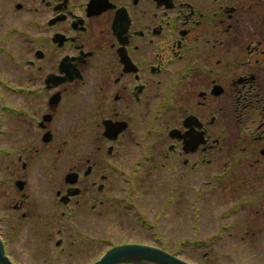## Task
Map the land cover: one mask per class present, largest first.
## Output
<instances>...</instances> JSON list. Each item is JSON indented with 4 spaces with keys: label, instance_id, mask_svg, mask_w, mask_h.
Returning <instances> with one entry per match:
<instances>
[{
    "label": "flooded vegetation",
    "instance_id": "flooded-vegetation-1",
    "mask_svg": "<svg viewBox=\"0 0 264 264\" xmlns=\"http://www.w3.org/2000/svg\"><path fill=\"white\" fill-rule=\"evenodd\" d=\"M0 101L4 221L63 226L56 264L140 168L221 163L264 221V0H0Z\"/></svg>",
    "mask_w": 264,
    "mask_h": 264
},
{
    "label": "rangeland",
    "instance_id": "rangeland-1",
    "mask_svg": "<svg viewBox=\"0 0 264 264\" xmlns=\"http://www.w3.org/2000/svg\"><path fill=\"white\" fill-rule=\"evenodd\" d=\"M139 160L141 157L129 167ZM156 163L161 167L164 161ZM5 168L6 161L0 155V236L9 253L17 264H56L59 249L55 242L62 238L56 231L63 226H54V241L49 244L44 225L4 221L9 213V193L2 186ZM224 171L219 163L218 169L204 167L196 179L182 178L185 174L171 179L161 168L150 174L140 168L138 178L132 181V193L114 190L116 200L107 204L105 220L68 227L76 242L65 247L74 253H87L86 258L74 264H91L110 247L131 243L162 248L192 264H264V236L247 235L248 231L264 233V221L246 218L248 208L241 202L247 194L234 190L225 180L205 184L211 175ZM121 180L113 176L111 187L127 189L129 184ZM235 204L239 205L237 209ZM67 261L69 258H64L62 264Z\"/></svg>",
    "mask_w": 264,
    "mask_h": 264
},
{
    "label": "water",
    "instance_id": "water-1",
    "mask_svg": "<svg viewBox=\"0 0 264 264\" xmlns=\"http://www.w3.org/2000/svg\"><path fill=\"white\" fill-rule=\"evenodd\" d=\"M1 110V101H0ZM0 264H15L6 253L0 237ZM93 264H192L164 249L139 244H122L110 247Z\"/></svg>",
    "mask_w": 264,
    "mask_h": 264
}]
</instances>
